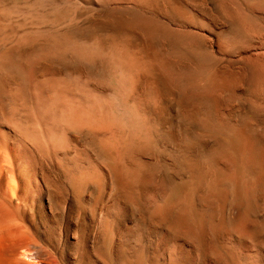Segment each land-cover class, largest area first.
<instances>
[{
    "label": "rangeland",
    "instance_id": "rangeland-1",
    "mask_svg": "<svg viewBox=\"0 0 264 264\" xmlns=\"http://www.w3.org/2000/svg\"><path fill=\"white\" fill-rule=\"evenodd\" d=\"M157 1L154 11L152 7L146 8L150 10L146 14L139 12L144 17L140 21L145 19L141 22L129 19L128 12L119 6L99 10L79 0L58 1L67 3L66 16L49 25L68 28L83 40L121 44L132 53L137 69L128 106L139 109L144 123L154 132L148 144L125 157V167L128 163L133 167L128 169L143 173L138 183H129L126 188L103 178L95 185L74 189L71 175L60 161L44 156L35 178L23 184L20 196L0 195V200L21 205L20 214L16 211L23 228L19 231L26 232L46 264H264V181L253 168L243 174L244 179L249 174L247 186L253 194V210L244 233L234 227L233 197L216 190L227 189L219 185L220 180L238 178L235 150L246 144L245 131L258 135L257 142L264 145V0ZM147 20L159 26L157 35L140 27ZM99 59L92 62L66 57L52 63L60 72L114 94L117 80L109 63ZM111 112L108 120L113 121H107L112 126L104 140L121 147L124 140L119 136L129 133L125 128L121 132L122 115ZM237 127L245 129L237 132ZM72 135L69 159L78 157L84 167L108 159L102 148L105 141L93 131ZM111 136L115 142L120 139L121 145L119 141L114 144ZM206 170L214 171L218 187L209 178L200 177ZM177 208L182 210L176 213ZM192 212L199 216L195 214V219ZM178 217L188 219V223L204 219V233L189 235L176 228L172 220Z\"/></svg>",
    "mask_w": 264,
    "mask_h": 264
},
{
    "label": "bare ground",
    "instance_id": "bare-ground-1",
    "mask_svg": "<svg viewBox=\"0 0 264 264\" xmlns=\"http://www.w3.org/2000/svg\"><path fill=\"white\" fill-rule=\"evenodd\" d=\"M58 1L59 0H0V195L6 198L20 196L23 184L28 181L32 183L37 173L39 163L43 160L42 157L44 156L51 158L54 157L60 161L61 165L68 170L67 172L70 173V182L72 183V186L75 187L74 189H78L79 187L82 188L83 185L86 186L88 183L97 184L103 181V178H106V180L111 178L116 185L120 187L128 186L129 183H138V181L142 179L141 175L143 173H140V169H138L139 167L136 171L132 170L133 167H130L126 162L127 166L132 169H128L129 167L127 168V166H124V161H126L125 157H127L130 153L132 154L133 152H137V150L133 151L134 149L140 148L141 146L144 147L148 144L150 138L152 140L151 133L154 132H151L152 129H149V127L146 126L147 123H144L145 118L143 119V116L140 112H138L139 109L136 111V108L131 109V106H128L130 101L128 102L127 100L129 98L130 89L134 84V72L137 69L136 62L133 58H131L132 53L131 55L128 54L126 48L118 43L107 44L97 39L83 40L77 38L70 32V29L67 30V25V27H65L67 29H60L54 26V24L49 25V23L58 24V22L66 16H64V9L67 7V1ZM79 1L95 9L101 8L99 10H110V7L119 6L128 12L129 19L137 21L144 18L139 15V12L140 14L141 12L146 14V12L150 11L152 7L154 11V6H156V3L159 2L157 0ZM187 5L189 6L190 4ZM146 8L151 9L147 11ZM144 20L145 19L141 21ZM140 24V27H144L145 30L147 29L151 35L155 36L158 34L159 26L155 22H152V20H150V22L147 20V22ZM168 36L169 35H167V37ZM97 38L99 39V37ZM179 38L181 37L179 36ZM66 57H74L92 62L93 60H98L99 58L101 61L102 58L104 61L108 62L109 67H111L110 69L117 80V89L115 88L116 93L107 94L98 90L99 88H92L93 85L92 87L89 86L90 84H87L83 81V79L80 80V77L76 79L70 75L64 74V72H60L61 70L59 71L55 68L52 60L56 58H64L65 60ZM183 82L184 80L182 83ZM113 110L118 111L123 117L122 121H120L121 126L123 127L121 132L124 131V128L125 131L126 129L129 131L126 132L129 133V135L124 133L126 136H123V133H119L122 135L119 137H122L124 140L123 141L121 139L123 141L121 142L119 141L120 139H118L119 144L120 142L122 144H120L121 147L113 146V143H110L109 139L107 143L106 140H104L108 136V131L112 126L109 122L113 120L110 119L109 121L108 118H110V113H112L111 111ZM112 124L114 125L115 123ZM247 125L245 124L243 126L245 127ZM238 127L236 128L238 129L237 132L240 131L239 128H242ZM117 128L118 127H116V129ZM246 128L248 129V126ZM113 129H115V127L112 128V130ZM83 130L93 131L96 136L105 141H102V148L107 154L105 155V158H108L106 161H101V164L99 163L97 165L91 164L90 166V164H88V167H84L80 166L78 157H73L72 159L68 158V154L70 153L69 148L73 146L74 141L72 134ZM243 133L244 132H242V134ZM262 133L264 134V132ZM254 134H252L250 130L245 131V134L242 136L246 137V144L242 147L239 146L241 148H238V150L236 148L235 150L238 157L237 161L239 171L235 170L238 173V178H236L237 180L227 181L224 179L220 180L219 178V185H225L227 189H221L222 187L216 189L220 190V192L223 190L225 194L233 197V210L235 212L234 227L242 233L246 232V226L248 221H250V216L253 210L251 197L253 194L251 193L252 190L250 191L248 188L249 186H247L249 182L246 179L249 174H246L245 179L243 174H245L249 168H253L258 173L257 178L264 181V145L257 142L259 141L256 137L258 135L255 136ZM263 134L261 135V138H264ZM237 135L240 137V133ZM111 140L112 142L114 141L113 138ZM240 140H242V138H240ZM118 141L116 142L118 143ZM116 142L114 144H116ZM238 144L241 145V143ZM211 155H213V153ZM227 155L226 158L228 157ZM231 163H234V161ZM204 166L206 165L204 164ZM234 166H236V164H234ZM201 167H203V165L200 166V168ZM214 167L216 168V165H214ZM218 168L219 167H217V169ZM207 170L205 173H201L200 177H203L204 179L209 178L210 181H214L215 183L217 180L215 178V174L213 173L214 171L207 172ZM249 172L251 173V171ZM217 174L219 175L221 173H216V175ZM223 174L226 175V173ZM228 175L229 174L227 173L226 177ZM219 177L222 176L220 175ZM227 178L233 179L230 175ZM214 185L212 187H214ZM183 196L186 198L187 195ZM165 203L166 202H164V204ZM171 203L174 204V202H170V204ZM188 204L191 205L190 203ZM192 204H195L194 201ZM167 205L170 206L169 202ZM161 206L160 208L163 207ZM20 210L21 205L14 204L12 201L7 199L0 200V264H46L47 261L42 259L44 257H41L38 254L39 251L37 250L36 252L34 250L35 248L33 247V243H29L27 239L29 236L26 235V232L24 233L19 231L23 228L21 225L22 223L18 218L19 216L16 215V211L20 214ZM180 210L182 209H179L178 211L177 208L176 213H179ZM186 210H188L187 207ZM188 212H186V214ZM182 213L184 212L182 211ZM205 213L206 212L204 211V215ZM195 214L193 213L192 215H194V218L196 219L195 216L197 215ZM172 222H174V226L176 228L185 231L189 235L195 234L197 236H201L205 231L206 223L202 218L192 221V223H188V219L178 217L173 219ZM24 258L28 259V261H25Z\"/></svg>",
    "mask_w": 264,
    "mask_h": 264
}]
</instances>
